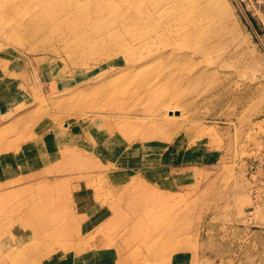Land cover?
Instances as JSON below:
<instances>
[{
	"label": "rangeland",
	"instance_id": "374dc122",
	"mask_svg": "<svg viewBox=\"0 0 264 264\" xmlns=\"http://www.w3.org/2000/svg\"><path fill=\"white\" fill-rule=\"evenodd\" d=\"M133 2L0 0V264H264V0Z\"/></svg>",
	"mask_w": 264,
	"mask_h": 264
},
{
	"label": "bare ground",
	"instance_id": "6f19581e",
	"mask_svg": "<svg viewBox=\"0 0 264 264\" xmlns=\"http://www.w3.org/2000/svg\"><path fill=\"white\" fill-rule=\"evenodd\" d=\"M89 1L90 4H87L84 11H82L81 8L77 9V12L72 13L74 20L86 15H100L109 6V0ZM212 1L213 0H134V12L132 11L129 13L128 17L129 25L147 28V37L145 41L147 46L154 45L155 42H162V38L166 35L170 36L171 44L176 45L182 40V37L194 35L197 32L199 27L196 23H199L198 20L205 21L214 15ZM180 22H182L183 25L180 24ZM78 25H80V22ZM80 27L82 29L85 28L83 25H80ZM160 45L161 44H158V46ZM177 65V59L169 57L168 61L166 60L162 66V78L176 77ZM163 79L158 84H162ZM173 81L175 80L173 79ZM149 255L152 256L155 254L149 252Z\"/></svg>",
	"mask_w": 264,
	"mask_h": 264
}]
</instances>
